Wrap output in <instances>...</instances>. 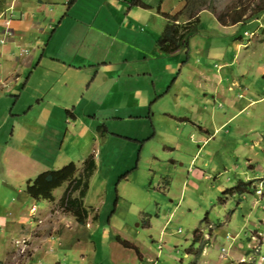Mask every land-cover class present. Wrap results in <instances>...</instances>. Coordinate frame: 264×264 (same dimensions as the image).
I'll use <instances>...</instances> for the list:
<instances>
[{
	"label": "rangeland",
	"instance_id": "obj_1",
	"mask_svg": "<svg viewBox=\"0 0 264 264\" xmlns=\"http://www.w3.org/2000/svg\"><path fill=\"white\" fill-rule=\"evenodd\" d=\"M142 1H151L152 5L145 14H158L161 10L176 15L185 6V0ZM207 4L199 12L202 15L199 32L191 36V44L204 53L208 42L216 47L228 44L226 39L210 37L215 25L207 13L216 19L220 14L245 11L249 16L264 6V0H213ZM96 7V3L87 4L88 14H96ZM80 20L84 25L94 23L93 18ZM118 22V18L96 22L95 28L106 34L105 38L100 37L101 43H108L105 47L109 49L110 42H115L109 52L112 58L119 57L120 46L123 55L131 59L136 58L137 52L149 49L145 68H152L161 96L154 97L157 101L151 114L148 109L131 106L129 112L118 115L107 111L100 116V125L105 123L107 131L98 137L96 149L100 154L96 155L97 167L84 200L89 209L86 225H80L72 214L59 207L66 187L54 192V203L33 200L25 190L27 182L41 171L60 169L70 162L81 169L93 148L92 144L89 150L84 148L88 138L71 137L63 146L60 140L46 154L44 169H29L25 173L21 160L8 166L1 158L7 144L17 147L20 144L18 137L12 142L8 140L10 125H4V117H0L3 126L0 128V218L5 219L0 220V264H264V114L256 115L259 105L215 132L226 121L223 112L183 113L184 108L174 107V97L167 96L164 100V93L178 77L182 82L178 85L188 86L192 93L202 92L189 82V76L194 75L190 65L179 76L181 60L175 74H169L164 66L167 59L159 57V51L152 54L149 38L126 28L120 30ZM251 28L254 29L253 24ZM255 44L257 56L248 62L252 81L257 77V61H264V44ZM184 56L187 60L186 52ZM196 58L192 56V60ZM213 62L221 64L220 60ZM143 78L144 83L149 81ZM227 79L224 85L228 86L232 77L228 75ZM203 93L200 99L205 98ZM6 96L0 105L9 102ZM123 99L130 104L134 102L130 97ZM191 101L194 103L195 97ZM169 108L170 116L165 114ZM79 114L90 117L81 109ZM68 117V123L59 127L61 139L66 132L62 129L75 125L73 118ZM186 118L199 122L215 132V136L203 144L207 134L201 126L185 121ZM38 150H42L40 146ZM239 180L248 185L255 183L261 194L250 189L233 196L226 193ZM33 204L37 209L31 208ZM118 236L139 252L124 248L116 241ZM38 252L41 255L35 259Z\"/></svg>",
	"mask_w": 264,
	"mask_h": 264
},
{
	"label": "crops",
	"instance_id": "obj_2",
	"mask_svg": "<svg viewBox=\"0 0 264 264\" xmlns=\"http://www.w3.org/2000/svg\"><path fill=\"white\" fill-rule=\"evenodd\" d=\"M132 1L0 0V39H5V43L0 44V94L5 96L8 94L9 100L6 105H0L2 111L0 117H4V125L8 123L10 125L7 131L8 140L12 142L18 137L17 141L20 144L18 147L11 143L6 145V151L1 158L4 162H8V166H11V162L21 160L24 163L21 164V168L25 173L29 169L31 171L44 169L45 160L48 159L46 154L52 152L60 140L63 146L71 137L88 138L84 148L88 147L89 150L90 146L93 147L88 156L94 155L96 163V155L100 154L96 147L99 145L98 127L101 126L99 122L101 115L107 111L119 115L122 111L129 112L131 106L136 109L137 107L148 109L150 114L153 112L154 103L157 101L154 97L157 95L159 98L161 95L158 94L161 91L158 93L159 87L152 68H145L149 49L137 52L136 58L131 59V57L126 58V54L123 55V48L120 46L117 51L119 57L112 58L109 52L114 48L115 42L111 41L109 49H106L105 45L108 47V43L104 45L100 40L101 36L106 37L105 31L103 29L101 31L99 27L95 28L98 20L112 21L118 18L120 30L126 28L136 35L149 38L152 54L160 52L157 40L168 22L164 15L166 12L159 10L158 14H145L152 6L151 1L148 3L143 1L149 6L148 9L134 5ZM93 3L97 6L96 14H88L87 4ZM207 14L215 25L210 37L226 39L228 44L216 47L208 42L207 46H204L207 53H204L201 48L198 50L196 45L191 44L192 37H190L188 50L171 55L160 52L159 57L167 59L164 66L169 74H175L181 60L183 64L179 76L184 70L186 71V66L189 64L194 73L189 76V82L194 84L195 89L204 92L205 96L204 100L200 99L202 92L192 93V89L188 86L178 85L182 83L181 78L178 77L164 93V100L166 101L167 96L174 97L176 99L173 101L174 107L184 108L181 110L183 113L210 112L214 115L217 110L223 112L226 121L215 129L217 132L227 128L237 117L258 105L256 115L264 114V86H262L264 61L263 63L261 59L259 60L261 63L257 61L255 68L257 77L254 81L249 75L250 58L257 56L258 52L256 49L258 45L255 43L264 44V14L229 26L221 25L215 16ZM79 18H93L94 23L84 25ZM186 21L185 17L182 22ZM252 24L254 29L251 28ZM81 26H87L86 30ZM7 30L13 32V37L6 35ZM205 34L208 36L207 33ZM217 49L218 51L214 53L213 50ZM185 52L187 60L184 56ZM181 55L184 56L182 59ZM194 55L197 58L192 60ZM200 55L205 58L202 59ZM213 60H220L221 64L218 65V61L214 63ZM215 68L216 71H213ZM224 71L227 72V77L228 75L232 77L228 86L224 85L225 81H228ZM143 77H147L149 81L144 83ZM139 82L142 84L140 85ZM174 88H176L175 92H173ZM5 96L0 95V100L7 97ZM191 96L196 99L194 103L191 101ZM124 97L133 98L134 102L130 104L128 100L123 99ZM79 109L84 114H90V117L79 114ZM169 111L170 108L165 113L168 116L171 115ZM68 116L73 118L75 125L62 129L66 132L61 139L62 133L59 127L68 123ZM185 121L201 126L199 122L196 123L190 118H186ZM2 127L0 125V128ZM201 130L207 134L203 144L215 136V132L212 133L204 127ZM39 146L42 150H38ZM45 171L48 170L40 173ZM33 206L37 208L35 204L31 208ZM0 220L5 221L4 218ZM40 255L41 252H38L34 258Z\"/></svg>",
	"mask_w": 264,
	"mask_h": 264
},
{
	"label": "trees",
	"instance_id": "obj_3",
	"mask_svg": "<svg viewBox=\"0 0 264 264\" xmlns=\"http://www.w3.org/2000/svg\"><path fill=\"white\" fill-rule=\"evenodd\" d=\"M213 0H185L183 10L176 14L165 13L167 25L157 40V46L161 53L171 55L177 52L189 49V39L198 32L201 24L199 12L203 7L208 6V2ZM132 4L142 6L148 9L149 6L144 4L142 0H133ZM247 11L241 14H220L217 21L224 26L236 25L239 23L252 20L264 13V6L259 7L257 12L246 16ZM187 18L185 23L181 22V17ZM179 22V23H178ZM98 131L104 135L107 131L105 125L98 127ZM95 156L90 155L85 159L82 168H78L75 163L71 162L60 169L48 170L40 173L34 179L27 182L26 194L34 200H45L50 203L56 201L54 192L67 185L62 198L59 200V207L65 212L72 214L80 225H86L89 217V209L85 206V198L87 196L90 184V178L96 170ZM251 186V187H250ZM248 189L252 190V183L239 180L237 185L228 189L226 193L230 196L235 194H243ZM77 193L75 196L74 194ZM98 216L95 217L97 219ZM116 241L124 248L139 250L127 241L122 240L119 236Z\"/></svg>",
	"mask_w": 264,
	"mask_h": 264
},
{
	"label": "built area",
	"instance_id": "obj_4",
	"mask_svg": "<svg viewBox=\"0 0 264 264\" xmlns=\"http://www.w3.org/2000/svg\"><path fill=\"white\" fill-rule=\"evenodd\" d=\"M7 26H8V24H7ZM6 35L9 36V37H13V32L10 31V30H7L6 31ZM4 43H5V39L4 38H1L0 39V44H4Z\"/></svg>",
	"mask_w": 264,
	"mask_h": 264
},
{
	"label": "clouds",
	"instance_id": "obj_5",
	"mask_svg": "<svg viewBox=\"0 0 264 264\" xmlns=\"http://www.w3.org/2000/svg\"><path fill=\"white\" fill-rule=\"evenodd\" d=\"M252 190H254L257 195L261 194V189H256L255 183H254V185H252ZM32 209H37V208L33 206Z\"/></svg>",
	"mask_w": 264,
	"mask_h": 264
}]
</instances>
